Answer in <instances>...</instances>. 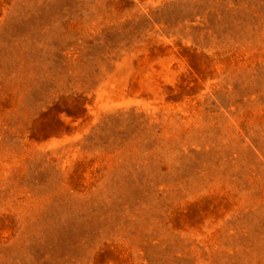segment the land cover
<instances>
[{
  "label": "rangeland",
  "instance_id": "rangeland-1",
  "mask_svg": "<svg viewBox=\"0 0 264 264\" xmlns=\"http://www.w3.org/2000/svg\"><path fill=\"white\" fill-rule=\"evenodd\" d=\"M0 264H264V0H0Z\"/></svg>",
  "mask_w": 264,
  "mask_h": 264
}]
</instances>
